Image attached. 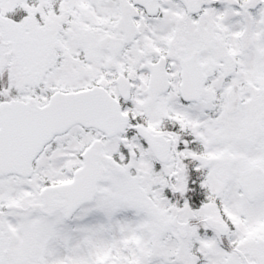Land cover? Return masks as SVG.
Wrapping results in <instances>:
<instances>
[{
  "label": "snow or ice",
  "instance_id": "6c2138e0",
  "mask_svg": "<svg viewBox=\"0 0 264 264\" xmlns=\"http://www.w3.org/2000/svg\"><path fill=\"white\" fill-rule=\"evenodd\" d=\"M0 264H264V0H0Z\"/></svg>",
  "mask_w": 264,
  "mask_h": 264
}]
</instances>
